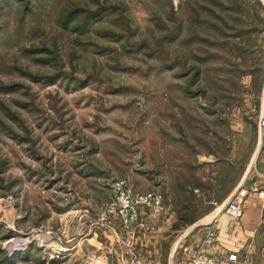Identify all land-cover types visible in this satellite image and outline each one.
<instances>
[{"label":"rangeland","instance_id":"374dc122","mask_svg":"<svg viewBox=\"0 0 264 264\" xmlns=\"http://www.w3.org/2000/svg\"><path fill=\"white\" fill-rule=\"evenodd\" d=\"M263 66L264 0H0V264H117V180L185 253L264 150Z\"/></svg>","mask_w":264,"mask_h":264},{"label":"crops","instance_id":"0c3cea01","mask_svg":"<svg viewBox=\"0 0 264 264\" xmlns=\"http://www.w3.org/2000/svg\"><path fill=\"white\" fill-rule=\"evenodd\" d=\"M239 192L242 194L240 197L242 209L238 216L234 217L225 211L224 207L229 201L227 200L219 210L205 214L201 220L193 222L186 230L184 224H179L181 241L188 247L183 254L182 250L176 247L180 239L172 244L168 238V229L175 225V220L178 218L175 213L167 212V207L156 215L141 209L139 222L137 221L131 233L127 234L132 242V248L148 264H175L180 257L195 252L205 232L212 229L215 238L206 249L208 253L225 255L234 252L241 260L245 254L248 264H264V150L257 155L255 165L244 170L238 184L228 195L232 193L237 195ZM205 223H209V226L199 228ZM116 226L118 220L114 219V227H98V230L92 233L90 240L98 242L97 238L100 235L105 241L110 242L111 239L113 241L116 237ZM120 232L121 229L118 227V233ZM187 235H189L186 239L188 243L183 242V238Z\"/></svg>","mask_w":264,"mask_h":264},{"label":"built area","instance_id":"2783aa9c","mask_svg":"<svg viewBox=\"0 0 264 264\" xmlns=\"http://www.w3.org/2000/svg\"><path fill=\"white\" fill-rule=\"evenodd\" d=\"M256 126L259 132L264 130V66H263V90L259 112L257 115ZM113 196L100 209L98 220L101 225L108 227L114 225V219L118 220V227L121 232L116 235L119 249L116 250L117 264H148L132 248L131 243L124 237L131 233L132 227L137 223L140 210L148 209L152 214H160L164 211V197L160 192L148 191L140 193L134 191L125 180H117L112 184ZM261 193H259L260 195ZM242 194L234 195L225 205L227 213L236 217L242 209ZM240 198V199H239ZM215 234L212 229H208L199 245L198 249L188 256L180 257L175 264H248L237 253L230 252L225 255L210 254L206 251L207 247L214 241ZM187 246L183 252L187 251Z\"/></svg>","mask_w":264,"mask_h":264}]
</instances>
